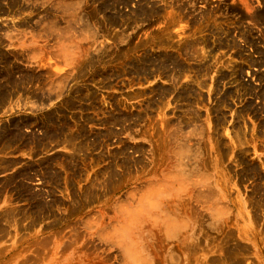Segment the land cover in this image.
I'll list each match as a JSON object with an SVG mask.
<instances>
[{"label":"rangeland","instance_id":"374dc122","mask_svg":"<svg viewBox=\"0 0 264 264\" xmlns=\"http://www.w3.org/2000/svg\"><path fill=\"white\" fill-rule=\"evenodd\" d=\"M262 11L0 0V264H264Z\"/></svg>","mask_w":264,"mask_h":264},{"label":"bare ground","instance_id":"6f19581e","mask_svg":"<svg viewBox=\"0 0 264 264\" xmlns=\"http://www.w3.org/2000/svg\"><path fill=\"white\" fill-rule=\"evenodd\" d=\"M260 16H264V11H262V12L260 13ZM25 24H29V23H25ZM25 24L22 23L21 25H25ZM152 204H153L154 206H158V204L151 202L150 205H152ZM148 207H149V204L147 205V209H148Z\"/></svg>","mask_w":264,"mask_h":264}]
</instances>
